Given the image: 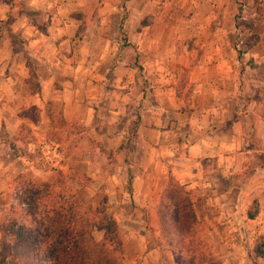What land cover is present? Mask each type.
<instances>
[{
  "label": "crops",
  "instance_id": "crops-1",
  "mask_svg": "<svg viewBox=\"0 0 264 264\" xmlns=\"http://www.w3.org/2000/svg\"><path fill=\"white\" fill-rule=\"evenodd\" d=\"M44 141L84 202L123 194L125 264H179L171 177L219 264H264V0H0V251Z\"/></svg>",
  "mask_w": 264,
  "mask_h": 264
},
{
  "label": "trees",
  "instance_id": "trees-1",
  "mask_svg": "<svg viewBox=\"0 0 264 264\" xmlns=\"http://www.w3.org/2000/svg\"><path fill=\"white\" fill-rule=\"evenodd\" d=\"M18 137L26 142L33 134L23 124ZM47 139L54 141L50 134ZM67 181L60 170L45 182L29 174L17 177L11 186V217L2 225L7 242L0 264H123L124 244L116 223L100 216L98 225L97 215L103 212H91ZM157 214L160 232L177 252L179 264H219L203 237L191 195L172 177ZM95 229L104 231L102 240H95ZM256 254L264 258V237Z\"/></svg>",
  "mask_w": 264,
  "mask_h": 264
},
{
  "label": "rangeland",
  "instance_id": "rangeland-1",
  "mask_svg": "<svg viewBox=\"0 0 264 264\" xmlns=\"http://www.w3.org/2000/svg\"><path fill=\"white\" fill-rule=\"evenodd\" d=\"M258 6H259V3L256 2L255 8H257ZM240 16H241V13H240ZM252 23L253 22L250 21V20L244 21V20H241L240 18L238 19L239 26L243 27V28L246 27L245 29H251ZM247 27H250V28H247ZM34 163H35L34 164V168L36 170H40V171H42V173L48 172V171L42 169L37 162H34ZM29 175H31V177H33L35 180H37L39 182H45V181L49 180L53 176V173H52V175H48V176H35L31 172V173H29ZM118 177L120 178V176H118ZM71 178H72V176H67V180H68L67 182H68V185L71 187V189L75 192V188H73V185L71 184ZM131 184H132L131 183V176H129L127 184L125 185V192L126 191L127 192L130 191ZM84 199H85L86 202H84V201L83 202L91 210V212L96 213L99 210L101 212H103L104 215H99V214L97 215V220H98L97 224L98 225H100L102 223V220H101L100 216L110 217L114 221V223H116V225L118 227L119 236L123 240V244H124V237L126 236L125 235L126 231L124 230L125 229V227H124L125 224H123V223H125V222L121 220V222H123V223H120L117 220V218L115 217L117 215H119L121 219L122 218L127 219L129 217V213L125 212V210H121L123 208V206L121 204H120V207H118V203H121V201L123 200V194L119 193L116 197L115 196L111 197L109 195H100L98 198L94 197V198L89 200L88 198L85 197ZM119 210H120V212H119ZM10 217H11V212H10ZM126 226L129 227L127 222H126ZM104 235H105V233H104L103 230L95 229V231H94L95 240H97V241L102 240ZM162 237L165 240V246L168 247V248L174 249L173 247L170 246L168 239L166 237H164L163 235H162ZM125 260H126V257H125V246H124L123 264H125Z\"/></svg>",
  "mask_w": 264,
  "mask_h": 264
},
{
  "label": "built area",
  "instance_id": "built-area-1",
  "mask_svg": "<svg viewBox=\"0 0 264 264\" xmlns=\"http://www.w3.org/2000/svg\"><path fill=\"white\" fill-rule=\"evenodd\" d=\"M41 147L40 153L37 155V163L44 170H58L62 161L59 147L50 141H44Z\"/></svg>",
  "mask_w": 264,
  "mask_h": 264
}]
</instances>
